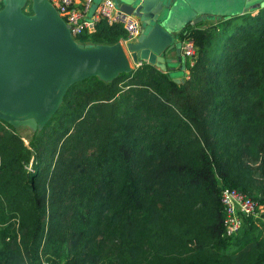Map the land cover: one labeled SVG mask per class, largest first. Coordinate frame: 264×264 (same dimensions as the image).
Here are the masks:
<instances>
[{
    "label": "trees",
    "instance_id": "trees-1",
    "mask_svg": "<svg viewBox=\"0 0 264 264\" xmlns=\"http://www.w3.org/2000/svg\"><path fill=\"white\" fill-rule=\"evenodd\" d=\"M256 10L178 34L196 47L184 83L144 62L111 82L73 85L42 128L0 120V264H264V7ZM126 40L101 20L77 41ZM225 189L263 207L233 238L224 236Z\"/></svg>",
    "mask_w": 264,
    "mask_h": 264
},
{
    "label": "water",
    "instance_id": "water-1",
    "mask_svg": "<svg viewBox=\"0 0 264 264\" xmlns=\"http://www.w3.org/2000/svg\"><path fill=\"white\" fill-rule=\"evenodd\" d=\"M2 1L0 120L17 128L44 127L60 109L68 90L89 78L111 82L144 62L166 71L168 63L182 62V47H177L175 34L180 25L230 15L200 9L209 6L204 0H117L122 11L141 20L143 33L138 41L82 45L49 0ZM257 1L245 0L242 6L248 7L243 14L264 7V2ZM29 3L31 14L25 11ZM170 49H176L177 60L166 57Z\"/></svg>",
    "mask_w": 264,
    "mask_h": 264
},
{
    "label": "built area",
    "instance_id": "built-area-1",
    "mask_svg": "<svg viewBox=\"0 0 264 264\" xmlns=\"http://www.w3.org/2000/svg\"><path fill=\"white\" fill-rule=\"evenodd\" d=\"M68 25L73 38L95 32L96 24L105 20L110 25H120L127 33L124 44L135 43L143 33L141 20L121 10L116 0H49ZM81 4L82 7H78ZM96 5L93 16H89L91 9ZM78 42V41H77ZM182 56L185 65L193 66L196 61V47L191 38L182 41ZM31 169V167L29 168ZM221 203L224 211V236L236 237L245 225V219H258L262 216L263 207L258 201L246 194L235 190L225 189L221 195ZM48 264V263H44Z\"/></svg>",
    "mask_w": 264,
    "mask_h": 264
},
{
    "label": "crops",
    "instance_id": "crops-1",
    "mask_svg": "<svg viewBox=\"0 0 264 264\" xmlns=\"http://www.w3.org/2000/svg\"><path fill=\"white\" fill-rule=\"evenodd\" d=\"M1 1V0H0ZM78 2H82L83 0H77ZM206 2L207 5H213V0H204ZM219 2L217 3L218 5V10H228L231 8V2L229 0H218ZM257 2H261L260 0H258ZM244 4V3H243ZM237 5V4H236ZM78 7H82L81 4H78ZM243 8H246L248 6H242ZM95 11H96V5L94 6L93 9H91L90 13H89V16H93L95 14ZM254 14L257 13V10L254 9ZM212 22H216L215 21H209V22H205V25L206 26H209L212 24ZM188 24V22L185 24V25H180V27L177 29L176 31V45L177 47H182V40L178 37V34L182 31L183 27L186 26ZM190 25H192V23H190ZM122 43H125V41H123ZM166 57L168 59H172V60H177L178 59V56H177V53H176V49H170L167 54H166ZM185 59L184 57L182 56V62L181 63H168L166 65L167 67V70H170V74L172 76L173 79L175 78H179V79H184L186 80L188 78V72L187 70H185ZM184 66V67H183ZM184 68V69H183Z\"/></svg>",
    "mask_w": 264,
    "mask_h": 264
},
{
    "label": "rangeland",
    "instance_id": "rangeland-1",
    "mask_svg": "<svg viewBox=\"0 0 264 264\" xmlns=\"http://www.w3.org/2000/svg\"><path fill=\"white\" fill-rule=\"evenodd\" d=\"M117 1V0H116ZM193 1H196V2H201V1H203V0H193ZM230 2H231V8L230 9H228V10H218V5H217V3L219 2L218 0H213V5H209L208 7H205V8H200L201 7V5H198L197 7L198 8H200V9H205V10H211L212 12L211 13H214V14H219L220 12H222V13H225V14H228V13H230V15L228 14L227 15V17H229V16H237V15H242L243 14V12L245 11V9L246 8H243L242 7V4L245 2V0H229ZM261 1V3H263L264 2V0H260ZM235 2H237V5L235 4ZM256 4H258V3H256ZM25 11L26 12H29V9L27 8V9H25ZM242 12V13H241ZM241 13V14H240ZM185 65V64H184ZM22 136L26 139V140H29L30 138H31V136H32V134H31V131H29V130H23L22 131Z\"/></svg>",
    "mask_w": 264,
    "mask_h": 264
}]
</instances>
